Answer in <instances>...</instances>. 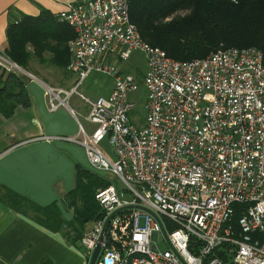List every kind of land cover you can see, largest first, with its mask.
Returning <instances> with one entry per match:
<instances>
[{"label":"built area","instance_id":"obj_1","mask_svg":"<svg viewBox=\"0 0 264 264\" xmlns=\"http://www.w3.org/2000/svg\"><path fill=\"white\" fill-rule=\"evenodd\" d=\"M129 8V0H76L57 15L74 30L67 68L78 82L69 91L47 86V107H69L73 94L90 106L96 131L80 127V139L68 140L85 148L92 172L112 173L132 195L112 180L98 188L99 218L78 246L89 259L100 245L96 264H264V51L178 61L140 38ZM132 51L148 64L143 128L128 116L139 80L110 63ZM16 67L0 55V68ZM94 72L113 85L89 100L78 88ZM106 136L117 161L100 150Z\"/></svg>","mask_w":264,"mask_h":264},{"label":"trees","instance_id":"obj_2","mask_svg":"<svg viewBox=\"0 0 264 264\" xmlns=\"http://www.w3.org/2000/svg\"><path fill=\"white\" fill-rule=\"evenodd\" d=\"M129 1L131 23L137 26L140 38L169 58L190 61L233 48L264 51V0ZM10 19L5 57L26 71L33 62L67 70L73 29L47 10L40 11L37 17ZM25 88L22 73L0 68V113L4 117L14 114L18 106L30 107L31 98ZM76 170L75 187L63 195L64 205L73 211L71 222L64 220L55 205H34L10 191L5 192L8 205L29 214L47 230L58 232L65 225L66 241L71 246L78 245L85 228L99 218L96 191L110 186L112 181L88 168L76 165Z\"/></svg>","mask_w":264,"mask_h":264},{"label":"crops","instance_id":"obj_3","mask_svg":"<svg viewBox=\"0 0 264 264\" xmlns=\"http://www.w3.org/2000/svg\"><path fill=\"white\" fill-rule=\"evenodd\" d=\"M75 1L0 0V55L3 57L7 48L6 28L10 18L37 17L42 10L58 15ZM35 64L24 70L27 74L20 71L31 98L30 107L18 106L14 114L6 117L0 113V264H89L86 251L66 241L65 225L58 232L47 230L29 214L8 205L5 197V192L10 191L34 205L53 204L64 220L71 222L73 211L64 205L63 195L75 187L76 165L88 168L85 148L68 139L75 136L80 139V127L93 135L96 125L87 118L88 112L76 113L70 104L51 112L45 94L47 86L69 91L75 83L74 72L66 67L61 77L51 78L49 74L40 75ZM48 67L54 76L62 70ZM108 77L111 82L105 97L113 85V79ZM74 95L68 103L75 99Z\"/></svg>","mask_w":264,"mask_h":264},{"label":"rangeland","instance_id":"obj_4","mask_svg":"<svg viewBox=\"0 0 264 264\" xmlns=\"http://www.w3.org/2000/svg\"><path fill=\"white\" fill-rule=\"evenodd\" d=\"M146 56L142 54L141 52L132 51L130 59L128 61L124 62H117L116 58L110 60V63H112V66H118L122 69V72H125L126 74H133L136 78L139 79L140 87L138 88V91L133 92L129 95L128 100H132L136 103V108L131 110L128 113L130 124L136 127L143 128L144 122H145V97H146V90L143 89L141 84H143L144 75L146 70H148V64L146 61ZM36 69H38V72L40 75L45 76V74H49L51 78H55L57 76L61 77V74H64V70L60 72V74L53 75V71L51 68L48 67V65H42L37 66L35 64ZM37 72V71H36ZM43 72V73H42ZM56 73V72H55ZM72 74V73H71ZM73 75H75L73 73ZM66 76V74H65ZM78 82L76 75H75V83L76 85ZM111 82V79L107 76H104L103 74H100L98 72H94L90 74L88 78L85 79L83 84L78 88V93L81 95H85L88 97L89 100L95 99L97 96H105L107 94L108 86ZM74 98L72 101H69L68 104L74 108L76 113H79L85 111L86 113L90 111L89 105L79 98V96L74 95ZM77 105V106H75ZM78 118V117H77ZM80 120H82L81 117H79ZM91 125V124H89ZM93 127V126H92ZM100 150L103 152L104 156H106L109 160L117 161V157L113 152L112 145L109 143L108 136H106L103 140L99 142ZM100 174V173H99ZM101 176H103L101 174ZM106 177L109 180H112L116 183L117 189L121 191L122 193H125V197L128 199H132V195L125 189V185L121 181H116V178L113 176L112 173L106 175ZM90 225V224H89ZM163 237V235L161 236ZM161 237L158 240V246L159 250H165L168 248L167 243H163ZM76 247H80L77 244H75ZM53 264V263H50Z\"/></svg>","mask_w":264,"mask_h":264},{"label":"water","instance_id":"obj_5","mask_svg":"<svg viewBox=\"0 0 264 264\" xmlns=\"http://www.w3.org/2000/svg\"><path fill=\"white\" fill-rule=\"evenodd\" d=\"M16 68L20 69L19 67H16ZM20 71L24 72V74H27V73H25L24 69H20ZM107 222H109V220ZM102 237H103V234H102L101 238ZM98 252H100V245H97L95 251L92 252L91 257L89 258L90 259L89 264H96Z\"/></svg>","mask_w":264,"mask_h":264}]
</instances>
